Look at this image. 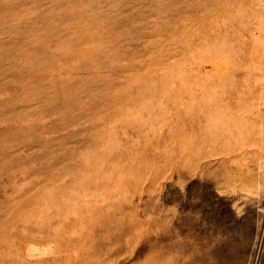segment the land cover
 <instances>
[{"label":"rangeland","instance_id":"1","mask_svg":"<svg viewBox=\"0 0 264 264\" xmlns=\"http://www.w3.org/2000/svg\"><path fill=\"white\" fill-rule=\"evenodd\" d=\"M0 264H264V0H0Z\"/></svg>","mask_w":264,"mask_h":264}]
</instances>
